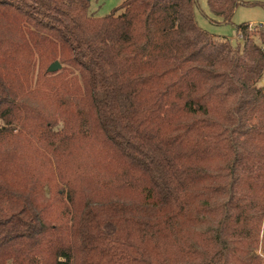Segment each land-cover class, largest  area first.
<instances>
[{"label": "trees", "instance_id": "trees-1", "mask_svg": "<svg viewBox=\"0 0 264 264\" xmlns=\"http://www.w3.org/2000/svg\"><path fill=\"white\" fill-rule=\"evenodd\" d=\"M195 7L0 0V264H264V25Z\"/></svg>", "mask_w": 264, "mask_h": 264}, {"label": "rangeland", "instance_id": "rangeland-1", "mask_svg": "<svg viewBox=\"0 0 264 264\" xmlns=\"http://www.w3.org/2000/svg\"><path fill=\"white\" fill-rule=\"evenodd\" d=\"M125 0H90V11L97 17L109 14ZM195 18L199 27L217 36L229 38L233 44L240 42L236 35V26L242 23L264 25V0H240L235 8L231 23L222 24L211 21L214 16L209 13L206 0H196ZM264 84V77L259 86ZM81 154L76 150V155ZM94 157V156H93ZM257 253L264 259V251L260 242Z\"/></svg>", "mask_w": 264, "mask_h": 264}, {"label": "water", "instance_id": "water-1", "mask_svg": "<svg viewBox=\"0 0 264 264\" xmlns=\"http://www.w3.org/2000/svg\"><path fill=\"white\" fill-rule=\"evenodd\" d=\"M61 68L60 64L58 62L53 63L49 68V72H56Z\"/></svg>", "mask_w": 264, "mask_h": 264}, {"label": "built area", "instance_id": "built-area-1", "mask_svg": "<svg viewBox=\"0 0 264 264\" xmlns=\"http://www.w3.org/2000/svg\"><path fill=\"white\" fill-rule=\"evenodd\" d=\"M262 51L264 52V45L261 47Z\"/></svg>", "mask_w": 264, "mask_h": 264}]
</instances>
